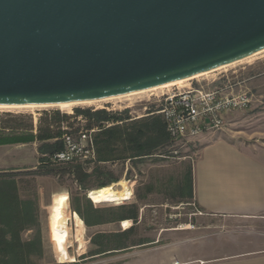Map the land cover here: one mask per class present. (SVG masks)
<instances>
[{"label": "water", "instance_id": "1", "mask_svg": "<svg viewBox=\"0 0 264 264\" xmlns=\"http://www.w3.org/2000/svg\"><path fill=\"white\" fill-rule=\"evenodd\" d=\"M263 49L264 0H0V105L122 96Z\"/></svg>", "mask_w": 264, "mask_h": 264}, {"label": "rangeland", "instance_id": "2", "mask_svg": "<svg viewBox=\"0 0 264 264\" xmlns=\"http://www.w3.org/2000/svg\"><path fill=\"white\" fill-rule=\"evenodd\" d=\"M234 63L226 65V68H222L225 67L222 66L216 68L217 70L201 73L200 76L196 75L199 77L189 80L182 87L191 85L214 89L227 84L225 78H222L225 76L230 84L238 83L235 87L237 90L246 89L250 92L249 107L246 110L235 111L225 116L224 125L220 130L206 132L197 138H190L160 148L155 155L138 160L118 159L97 163L93 138L99 130L93 128V132H88V129H85L86 122L83 116H75L76 111L87 110L93 113L103 110L110 115L127 117L128 119L123 122L110 120L102 125L104 128L115 125L123 126L143 120L148 117L149 113L159 110L161 106L155 102L156 99L152 96L181 87L175 86L105 102H81L68 109L50 105L44 107L0 106V118L6 113L30 115L34 127L45 115L49 119L55 114L75 116L76 120L72 119L74 120L73 129L87 131L93 144V157L78 159L65 165L54 164L50 159V154L40 155L37 148L42 143L37 141L0 146V172H13L16 175L21 198L37 199L39 207L37 224L33 230L24 231L21 235L24 241L30 240L36 233L40 236L41 254L35 255L32 258L33 262L35 264L148 262L155 254L169 251L168 246L163 247L165 243H168L167 231L188 228L187 226H194L195 229L201 227V219L205 216H201L194 206L192 197L187 198L183 187L202 145L217 138L235 144L257 146L264 144V49L249 58H244L241 62ZM60 126L66 130L65 122H62ZM73 139L76 142L79 141L78 133H73ZM41 158L42 162H40ZM69 165L83 166L84 175L87 176L84 178L87 189L79 187L73 177L68 174L58 177L32 174L33 170L37 168L39 171L46 168L63 170ZM107 173H111L117 179V182L110 183L109 186L120 190L121 187L116 184L124 181L130 187L131 195L126 199L93 205L87 197L89 196L87 191L96 190V184L99 180L104 179ZM96 200L103 202L97 197ZM87 201L91 204L92 210H84ZM120 202L123 203L119 204ZM79 210L81 213H78ZM128 210L136 211L137 218L135 220H120ZM63 213L68 214L70 221L69 243L71 247L68 252L73 256L71 261H65L61 255L60 242L64 225L61 215ZM84 217L95 221L96 224L86 225ZM125 224H129V226L124 228ZM78 225L83 235V250L79 253L76 252L74 243ZM125 232L128 234L124 235ZM94 238L95 242L92 241ZM156 239L157 243H155ZM122 245L128 247L119 250L118 248ZM154 246L158 247L151 249ZM110 249L118 250L101 252Z\"/></svg>", "mask_w": 264, "mask_h": 264}, {"label": "crops", "instance_id": "3", "mask_svg": "<svg viewBox=\"0 0 264 264\" xmlns=\"http://www.w3.org/2000/svg\"><path fill=\"white\" fill-rule=\"evenodd\" d=\"M200 149L191 169L201 227L167 231L168 252L132 264H264V144L217 138Z\"/></svg>", "mask_w": 264, "mask_h": 264}, {"label": "trees", "instance_id": "4", "mask_svg": "<svg viewBox=\"0 0 264 264\" xmlns=\"http://www.w3.org/2000/svg\"><path fill=\"white\" fill-rule=\"evenodd\" d=\"M77 115L83 116L86 122L85 129L97 128L99 130L93 138L97 163H106L118 159L138 160L143 157L153 156L160 148L172 145L159 115H149L147 118L131 124L109 126V128H104L102 126L103 123L110 120L123 122V120L128 118L110 115L103 110L93 113L87 110H77L75 116ZM75 116L55 114L49 119L45 115L34 127L33 119L30 115L3 114L0 118V146L37 141L42 143L37 148L40 155H52L63 148L60 137L64 132L75 134L78 132L77 129H73L74 120L72 119L76 120ZM62 122L66 123V130H61L62 127L60 125ZM52 140L53 142L50 143ZM42 161L41 158L40 162ZM83 171L82 165H69L63 170L46 168L39 171L37 168L33 170L32 174L57 177L68 174L73 177L79 187L87 189L84 184V178L87 176L84 175ZM114 182H117V179L111 173H107L105 178L99 180L95 187L96 189L104 188ZM17 183L18 180L13 172H0V264H35L32 258L41 254L40 236L36 233L30 240L24 241L21 235L24 231L33 230L36 226L39 207L36 198L20 197ZM183 188L187 198H191L192 170L189 171ZM92 191L94 190L90 192ZM87 197L93 205L112 202L111 200L110 202H99L95 196L89 195ZM121 203L123 202L119 204ZM84 210H92L89 201L84 206ZM78 213H81L80 210ZM124 215L120 220H135L137 218L134 210H128ZM83 219L86 225L96 224L95 221L87 217ZM128 226L129 224H125L124 228ZM127 230L128 232L130 231L129 228ZM128 232H125L124 235L128 234ZM92 241L95 242V238ZM74 243L76 244V252H81L83 250V235L79 225L76 227ZM127 247L122 245L118 249L123 250ZM112 250H102L101 252Z\"/></svg>", "mask_w": 264, "mask_h": 264}, {"label": "built area", "instance_id": "5", "mask_svg": "<svg viewBox=\"0 0 264 264\" xmlns=\"http://www.w3.org/2000/svg\"><path fill=\"white\" fill-rule=\"evenodd\" d=\"M222 78H225L227 84L214 89L189 85L152 96L161 107L148 116L161 117L172 144L222 129L225 116L235 111L246 110L251 103V94L248 90H237L235 87L238 83L230 84L227 77ZM93 131L88 130L90 133ZM77 133L78 142L73 139V133L62 134L63 148L50 157L54 164L65 165L78 159L93 157V144L87 131ZM187 227L194 230V226Z\"/></svg>", "mask_w": 264, "mask_h": 264}, {"label": "bare ground", "instance_id": "6", "mask_svg": "<svg viewBox=\"0 0 264 264\" xmlns=\"http://www.w3.org/2000/svg\"><path fill=\"white\" fill-rule=\"evenodd\" d=\"M242 60H244V59H241L238 62H241ZM233 64H235V63H232L230 65H233ZM222 68H226V65H225V67H222ZM222 68H220V69H222ZM196 75H199V74H196ZM196 75H193V76H190V77H186V78H182V79H179V80H176V81H173V82L164 83L162 85L152 87V89L149 88V90L145 89V90H148V91L141 90V91H137V92H131V93L123 94L122 96L121 95H117V96H113V97H106V98H101V99H96V100H90V102L91 101L92 102H105V101H109V100H118V99L126 98V97H129V96H134V95H137V94H143V93H146V92H151V91L171 88V87H175V86L182 87L183 84H185L189 80L197 78V77L200 76V75L199 76H196ZM204 75H206V74H204ZM194 76H196V77H194ZM81 102H83V103L86 102L87 103V101H79V102L76 101V102H65V103H59V104H52L50 106L59 107L60 109H68V108H70L72 106H75L76 104L81 103ZM0 106H33V107L34 106H39V107H44L45 105H0ZM116 185L120 186L121 189L120 190H115L113 186H106L104 188L96 189V190H94L92 192L89 191L88 194L90 196L97 197L101 201L119 200V199H126V198L130 197V195H131V191L129 189L130 187L127 186L126 182L121 181V182L117 183ZM61 216H63L62 220L64 221V225L62 226L63 227L62 240L60 242L61 255H62V257H63V259L65 261H71L73 256H71L69 254V252H68V249L71 247V245L69 243L70 221H69L68 214L63 213Z\"/></svg>", "mask_w": 264, "mask_h": 264}]
</instances>
